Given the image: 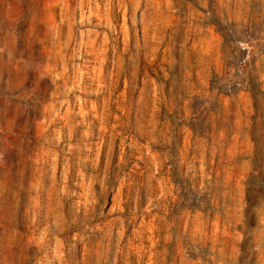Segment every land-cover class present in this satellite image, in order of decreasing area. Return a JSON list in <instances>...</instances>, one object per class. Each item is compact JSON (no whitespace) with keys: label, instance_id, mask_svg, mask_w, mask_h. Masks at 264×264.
Listing matches in <instances>:
<instances>
[{"label":"rangeland","instance_id":"374dc122","mask_svg":"<svg viewBox=\"0 0 264 264\" xmlns=\"http://www.w3.org/2000/svg\"><path fill=\"white\" fill-rule=\"evenodd\" d=\"M0 264H264V0H0Z\"/></svg>","mask_w":264,"mask_h":264}]
</instances>
